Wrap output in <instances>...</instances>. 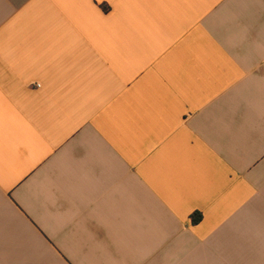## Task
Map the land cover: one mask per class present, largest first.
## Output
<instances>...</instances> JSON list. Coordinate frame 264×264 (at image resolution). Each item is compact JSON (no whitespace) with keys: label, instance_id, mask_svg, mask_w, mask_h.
<instances>
[{"label":"crops","instance_id":"0c3cea01","mask_svg":"<svg viewBox=\"0 0 264 264\" xmlns=\"http://www.w3.org/2000/svg\"><path fill=\"white\" fill-rule=\"evenodd\" d=\"M0 264H264V0H0Z\"/></svg>","mask_w":264,"mask_h":264},{"label":"trees","instance_id":"16d2710c","mask_svg":"<svg viewBox=\"0 0 264 264\" xmlns=\"http://www.w3.org/2000/svg\"><path fill=\"white\" fill-rule=\"evenodd\" d=\"M196 216H197L198 221L201 220L202 215L200 213H197V215H195V218H196Z\"/></svg>","mask_w":264,"mask_h":264}]
</instances>
